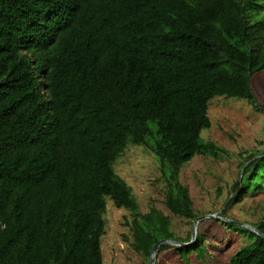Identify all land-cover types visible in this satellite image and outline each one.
Instances as JSON below:
<instances>
[{
  "label": "trees",
  "instance_id": "trees-1",
  "mask_svg": "<svg viewBox=\"0 0 264 264\" xmlns=\"http://www.w3.org/2000/svg\"><path fill=\"white\" fill-rule=\"evenodd\" d=\"M262 71L264 0H0V264H103L108 197L145 258L188 242L162 210L141 213L115 164L130 144L153 152L168 210L195 220L180 171L229 154L201 136L211 99L257 105ZM246 163L233 202L264 187V152ZM251 234L230 264H264ZM204 241L176 250L204 259Z\"/></svg>",
  "mask_w": 264,
  "mask_h": 264
},
{
  "label": "rangeland",
  "instance_id": "rangeland-1",
  "mask_svg": "<svg viewBox=\"0 0 264 264\" xmlns=\"http://www.w3.org/2000/svg\"><path fill=\"white\" fill-rule=\"evenodd\" d=\"M252 84L257 105L221 96L210 102L211 127L201 136L215 141L229 154L222 158L196 156L180 171L181 180L189 188L193 207L199 216L216 214L246 230L236 231L228 227L225 220L204 219L197 229L208 250L204 259L191 253L188 263L176 250L177 246L169 244L171 247L167 250L159 248L154 264H230L232 255L252 239L253 231L244 224L255 226L264 221V187L250 190L242 200L233 202L238 194L234 185L244 174L248 165L246 160L251 154L255 156L264 152V71L254 76ZM115 169L133 188L141 213L149 212L151 207L162 210L171 217L172 229L180 239L193 232L195 220L176 216L165 205L161 164L153 152L144 146L130 144L117 160ZM106 209L105 234L101 243L103 264H151V257L145 258L131 246L132 235L126 222L133 219V213L118 208L109 197ZM191 241L192 237L187 243Z\"/></svg>",
  "mask_w": 264,
  "mask_h": 264
},
{
  "label": "water",
  "instance_id": "water-1",
  "mask_svg": "<svg viewBox=\"0 0 264 264\" xmlns=\"http://www.w3.org/2000/svg\"><path fill=\"white\" fill-rule=\"evenodd\" d=\"M208 218H214V219H221V220H225L226 222H233L232 220H229V219H226V218H222L216 214H207V215H203V216H199L195 219V222H194V227H193V232H192V241L190 243H187V242H179L177 240H165V241H161L160 243H158L152 250V253H151V260H150V263L151 264H154V259L156 258L157 256V253H158V250L160 248V246L164 243H167V244H170V245H173V246H180V247H189L191 244H193L196 240H197V229H198V224L204 220V219H208ZM235 223V222H234ZM243 225V224H241ZM246 227H248L249 229H251L253 232L257 233L258 235H260L261 237L264 238V233L258 229L257 227L255 226H252V225H247V224H244Z\"/></svg>",
  "mask_w": 264,
  "mask_h": 264
}]
</instances>
